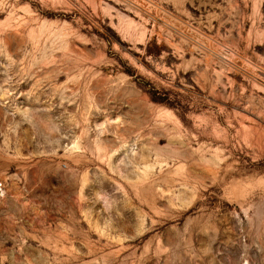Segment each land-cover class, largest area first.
<instances>
[{
  "label": "rangeland",
  "instance_id": "obj_1",
  "mask_svg": "<svg viewBox=\"0 0 264 264\" xmlns=\"http://www.w3.org/2000/svg\"><path fill=\"white\" fill-rule=\"evenodd\" d=\"M0 264H264V0H0Z\"/></svg>",
  "mask_w": 264,
  "mask_h": 264
},
{
  "label": "built area",
  "instance_id": "obj_2",
  "mask_svg": "<svg viewBox=\"0 0 264 264\" xmlns=\"http://www.w3.org/2000/svg\"><path fill=\"white\" fill-rule=\"evenodd\" d=\"M1 190H2V189H1V185H0V192H1Z\"/></svg>",
  "mask_w": 264,
  "mask_h": 264
}]
</instances>
